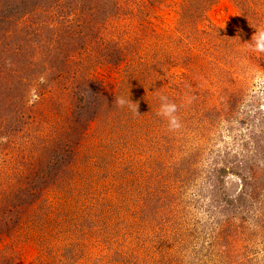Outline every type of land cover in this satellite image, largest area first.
Segmentation results:
<instances>
[{"label":"rangeland","instance_id":"obj_1","mask_svg":"<svg viewBox=\"0 0 264 264\" xmlns=\"http://www.w3.org/2000/svg\"><path fill=\"white\" fill-rule=\"evenodd\" d=\"M256 29L264 0H0V264H264Z\"/></svg>","mask_w":264,"mask_h":264},{"label":"clouds","instance_id":"obj_2","mask_svg":"<svg viewBox=\"0 0 264 264\" xmlns=\"http://www.w3.org/2000/svg\"><path fill=\"white\" fill-rule=\"evenodd\" d=\"M250 48L256 52L264 53V29H256L255 33L251 38ZM160 110L157 112L158 116H162L168 120L169 130H177L181 127L179 117L176 115L177 113V105L174 102L169 101L167 96L161 95L159 97ZM115 103L118 107H124L125 105L131 106L135 104V108L133 111L136 115H140L138 113V104L134 103L130 100V95L127 99L123 97H117Z\"/></svg>","mask_w":264,"mask_h":264}]
</instances>
